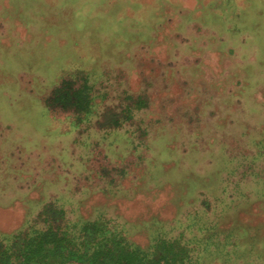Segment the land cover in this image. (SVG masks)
Here are the masks:
<instances>
[{"label": "rangeland", "instance_id": "1", "mask_svg": "<svg viewBox=\"0 0 264 264\" xmlns=\"http://www.w3.org/2000/svg\"><path fill=\"white\" fill-rule=\"evenodd\" d=\"M87 80V121L47 106ZM129 97L145 110L116 126ZM48 183L68 219L104 214L144 249L210 236L205 264H264V0H0L2 233Z\"/></svg>", "mask_w": 264, "mask_h": 264}, {"label": "trees", "instance_id": "2", "mask_svg": "<svg viewBox=\"0 0 264 264\" xmlns=\"http://www.w3.org/2000/svg\"><path fill=\"white\" fill-rule=\"evenodd\" d=\"M48 100L47 106L74 111L78 114L77 120L87 121L93 115L94 96L88 80L77 87L64 82L52 92ZM121 106L120 116L117 118V115H113V118L116 117L113 120L116 126L131 122L133 115L145 110L146 103L140 98L129 97V102ZM164 183L162 185L167 184L166 181ZM47 186L49 187L46 188L45 198L38 203L36 210L27 213L15 230L6 233L0 231V264H205L209 254L213 253L212 248L218 250V244L212 241L210 236L206 247L193 241V238L190 243L192 245L182 239L159 238L144 249L129 241L123 231L114 226L111 217L108 219L104 214H94L92 217L80 215L76 219H68V211L62 203L65 200L61 196L58 200L49 199L54 185L48 183ZM156 187L160 190L157 185ZM152 189L147 190L151 193ZM128 197L116 193L111 199L121 201ZM215 199L217 203H207V209L205 208L202 214L196 215L194 220H188L196 223L197 227H192L197 233L201 231L205 220L207 221L209 210L215 212L225 209L222 206L223 201L218 197ZM116 202L114 204L117 208L119 202ZM183 202L182 200L172 203V212L180 210ZM114 204L97 209L110 213ZM158 213L159 211L155 214ZM30 215H34V219L28 221ZM154 216L159 222L157 215ZM116 218L121 225L134 229L123 215H115L113 220ZM199 246L203 249L199 250Z\"/></svg>", "mask_w": 264, "mask_h": 264}]
</instances>
